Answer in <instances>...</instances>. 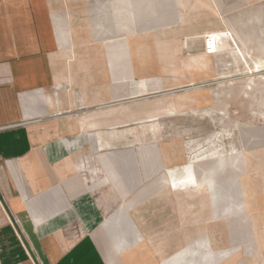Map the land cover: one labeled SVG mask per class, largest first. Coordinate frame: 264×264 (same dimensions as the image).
I'll use <instances>...</instances> for the list:
<instances>
[{
  "label": "crops",
  "instance_id": "0c3cea01",
  "mask_svg": "<svg viewBox=\"0 0 264 264\" xmlns=\"http://www.w3.org/2000/svg\"><path fill=\"white\" fill-rule=\"evenodd\" d=\"M215 1L224 11L231 3ZM216 17L210 0H0V127L10 126L0 130V264H130V246L122 245L146 223L140 213L148 200L154 197L157 222L164 195L194 194L170 190L166 180L174 187L171 177L184 180L192 170L208 185L215 173L198 175L192 165L214 157L166 159L165 147L152 141L139 144L138 184L128 186L124 130L131 103L149 98L136 53L182 50L168 43L173 37L201 40L205 51V36L223 30ZM171 113L160 107L149 116L157 122ZM147 116L140 112L138 121ZM153 175L155 187L141 184ZM154 233V258L162 260V231ZM194 238L192 231L182 241Z\"/></svg>",
  "mask_w": 264,
  "mask_h": 264
},
{
  "label": "rangeland",
  "instance_id": "374dc122",
  "mask_svg": "<svg viewBox=\"0 0 264 264\" xmlns=\"http://www.w3.org/2000/svg\"><path fill=\"white\" fill-rule=\"evenodd\" d=\"M226 5L224 11L223 5L210 0V16H220L224 23L223 30L205 36V51L201 40L173 37L168 43L176 41L182 50L136 53L144 61L139 85L147 83L149 98L141 105L131 103L132 122L124 130L130 134L132 161L127 185L138 184L134 164L138 146L144 142L156 141L158 147H165L166 159L180 161L197 162L223 153L224 166L217 177L221 160L192 165L198 175L204 168H212L215 175L200 190L189 189L194 192L189 199L164 195L157 207V222L154 197L148 200L146 211L143 208L140 213L146 223L139 233L132 227V243L122 245L127 248L140 236L145 240L128 254L130 264H159L151 244L155 230L162 231V259L185 245L186 233L194 232L187 252L166 264H264V0H231ZM125 56L130 58L131 51ZM115 57L122 59L123 53ZM160 107L173 113L155 122L149 113ZM144 110L146 121H138ZM158 123H162L161 129H156ZM116 133L122 136V132ZM236 159L243 165V172L237 175L232 167ZM171 179L172 189L195 183L192 170L184 180ZM141 184L155 187V176Z\"/></svg>",
  "mask_w": 264,
  "mask_h": 264
},
{
  "label": "bare ground",
  "instance_id": "6f19581e",
  "mask_svg": "<svg viewBox=\"0 0 264 264\" xmlns=\"http://www.w3.org/2000/svg\"><path fill=\"white\" fill-rule=\"evenodd\" d=\"M258 69V68H257ZM257 71V70H256ZM255 72V71H254ZM256 74V73H255ZM234 151V150H233ZM226 154V153H225ZM228 154V153H227ZM223 156L224 154L223 153H220L216 156H214L213 160H221V162H218V165L219 166H224V160H223ZM236 156H238V152H236ZM242 158V155L240 156ZM212 169V168H210ZM193 181L195 182L194 184H189L188 187H185V186H181L179 187V189L183 192H188V188L190 187L192 190H200L205 184H206V181H208L207 179H193ZM166 183H167V186L168 188L171 190V182L169 179L166 180ZM245 206V205H244ZM240 209H244V207H241ZM137 229V228H136ZM138 231V229H137ZM139 233V231H138ZM140 235V234H139ZM141 238L136 241L135 243L131 244L130 245V249L131 251L135 252L134 249L138 248L142 242H143V238L142 236H140ZM205 242V241H204ZM202 241V244L204 243ZM190 248V243L184 245V246H181L179 247L175 252H173L171 255H169L168 257L162 259L159 261V264H166L169 260H171L172 258H174L175 256L179 255V254H182L184 252H187V250Z\"/></svg>",
  "mask_w": 264,
  "mask_h": 264
},
{
  "label": "built area",
  "instance_id": "2783aa9c",
  "mask_svg": "<svg viewBox=\"0 0 264 264\" xmlns=\"http://www.w3.org/2000/svg\"><path fill=\"white\" fill-rule=\"evenodd\" d=\"M10 126H6V127H0V130H2V129H7V128H9Z\"/></svg>",
  "mask_w": 264,
  "mask_h": 264
}]
</instances>
